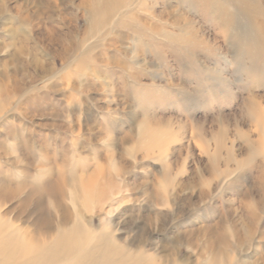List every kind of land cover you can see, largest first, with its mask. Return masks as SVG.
<instances>
[{
	"label": "rangeland",
	"instance_id": "obj_1",
	"mask_svg": "<svg viewBox=\"0 0 264 264\" xmlns=\"http://www.w3.org/2000/svg\"><path fill=\"white\" fill-rule=\"evenodd\" d=\"M134 1L91 30L90 0H0L1 174L52 167L143 264H215L226 234L219 264H264V0L235 29L239 0ZM24 197L1 211L34 233ZM51 203L54 230L74 204Z\"/></svg>",
	"mask_w": 264,
	"mask_h": 264
},
{
	"label": "bare ground",
	"instance_id": "obj_2",
	"mask_svg": "<svg viewBox=\"0 0 264 264\" xmlns=\"http://www.w3.org/2000/svg\"><path fill=\"white\" fill-rule=\"evenodd\" d=\"M142 1L139 0L137 3L140 2V5H144ZM239 1L240 5L235 8L234 12L229 13L232 14V18L228 20L230 23H234L232 25L234 29L239 26V22L236 21L234 16L243 13L251 14V12L254 14V11L259 13V0ZM135 4L134 0H90V2H86L91 30H99L101 27L109 25H111L109 28L124 26V18L128 16L131 19H136V14L133 12ZM221 12H224V10ZM256 20L257 18H254L252 25L264 36V24ZM190 31L192 33L193 29ZM256 107H249V109L256 114V110H258ZM1 108L0 105V110ZM20 158L22 159L11 161L10 164L13 166L20 160V162L23 161L28 165H32L28 155L21 152ZM36 171L37 174L35 175L28 172L23 174L20 179L18 177L17 180L11 177L6 178L0 171V264H143L138 259L137 254L115 240L112 232L101 231L95 234L92 231L91 222H86L82 211L75 207L77 203L79 205L78 197L72 196V191L68 192L65 189L66 184L64 185L65 180L62 174L56 175V179L52 167H39ZM166 178L168 179V176ZM262 186L264 188V181H262ZM90 187L93 186L90 185ZM91 191L92 189L88 188L86 193L82 192V197H80L82 202L84 200L87 202L86 199H88V196L90 197L89 192ZM78 192L77 188L74 193L77 194ZM22 194H25V197L20 201L18 207L26 211L37 202L34 211L31 213H36L38 219L44 222L45 225L34 233L17 225V222L10 216L11 210L5 213L1 211L4 205L11 203ZM68 199L74 204L73 213L67 210L62 212V216L56 214V219L60 222L54 230H50L47 225L48 220L51 219L48 204L54 202L56 207L60 209L62 203ZM163 202L164 200L155 199L154 205L155 207L165 205ZM262 212L264 213V207H262ZM226 230L229 234H233L235 228L232 225H227ZM227 238V234L220 239L218 238L210 249L212 257L210 259L214 260L215 264H219L216 259L222 255L220 250L217 253L215 251L220 246L219 243H226Z\"/></svg>",
	"mask_w": 264,
	"mask_h": 264
}]
</instances>
